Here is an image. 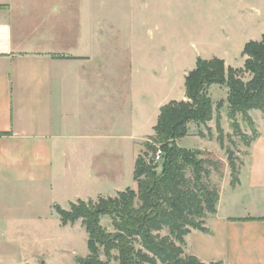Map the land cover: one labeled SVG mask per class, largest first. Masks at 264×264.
<instances>
[{
    "label": "crops",
    "instance_id": "obj_1",
    "mask_svg": "<svg viewBox=\"0 0 264 264\" xmlns=\"http://www.w3.org/2000/svg\"><path fill=\"white\" fill-rule=\"evenodd\" d=\"M78 2L0 0V264H52L48 254H64L65 230L81 222L63 226L55 207L137 190L139 150L155 134L148 104L134 102L133 77L122 96L107 69L114 64L101 53V20L86 27ZM222 18L205 40L224 54L198 58L231 67L226 51L242 49L243 57L264 24L257 10ZM240 165L234 187L226 170L229 194L224 201L219 188L217 213L205 219L210 233L185 238V253L202 263L264 264V157Z\"/></svg>",
    "mask_w": 264,
    "mask_h": 264
},
{
    "label": "trees",
    "instance_id": "obj_2",
    "mask_svg": "<svg viewBox=\"0 0 264 264\" xmlns=\"http://www.w3.org/2000/svg\"><path fill=\"white\" fill-rule=\"evenodd\" d=\"M243 56H247L243 69L227 67L219 58H198L196 68L185 79L186 101H172L161 108L155 135L150 137L151 143H145L152 156L139 155L136 160L137 190L129 188L116 197L80 200L71 203L69 210L55 207L63 226L81 220L89 235V255L79 258L78 264H108L109 260L119 264H205L185 253V238L192 230L210 233L204 227L205 219L217 213L220 190L209 181L211 171L207 165L210 161L202 158L203 153L181 148L178 143L189 135L191 123L207 126L216 113L218 141L225 147L220 122L223 102L215 109L209 94L213 85L228 89V119L233 135L247 140L238 122L241 116L253 132L254 140L257 139L259 133L250 111L264 112V36L259 42H249ZM245 73L252 76L248 82L241 77ZM226 137L232 138L231 135ZM246 144L250 146L249 142ZM158 146L162 156L156 162ZM226 151L234 187L239 183L240 168L231 149ZM213 166L221 172L219 163ZM104 216L112 218L114 233L102 226ZM163 232L167 234L162 235ZM102 252L107 261L101 258Z\"/></svg>",
    "mask_w": 264,
    "mask_h": 264
},
{
    "label": "rangeland",
    "instance_id": "obj_3",
    "mask_svg": "<svg viewBox=\"0 0 264 264\" xmlns=\"http://www.w3.org/2000/svg\"><path fill=\"white\" fill-rule=\"evenodd\" d=\"M250 10L261 12L264 24V0H79L77 16H83L86 27H89L93 17L95 20H101V53L114 64L107 69H112L114 76L116 74L118 91L122 96H125L126 86H130L133 77L134 102L139 106L143 104L144 107L148 104V133L152 134L155 133L158 111L161 112L162 107L172 101H186L185 79L196 68L198 57L208 59L217 54H224V50L216 48L217 45L208 44L205 40L210 38L211 31L221 28L223 20L225 21L222 14L227 12L234 15L239 11ZM70 11L72 15L75 13ZM226 52L231 54V68H244L247 56H243L244 60L241 56L242 49L234 48ZM241 77L244 82H248L252 76L245 73ZM209 94L215 109L219 102H223L220 122L225 133V147L222 148L218 141L216 113L214 120L207 126L191 123L189 135L178 144L184 149L201 151L202 158L210 161L207 165L211 171L209 181L213 187L222 189L226 201L229 194L226 170L228 167L231 169L226 150L231 149L234 153L238 168L246 157H264V112L251 111L259 133L256 140L242 117H238L242 134L247 137L245 140L241 136L233 135L228 119L227 87L213 85L209 88ZM144 120H147L146 117ZM226 135H231L232 138L229 140ZM150 137H147L143 147H140L139 155L152 156L145 147V143H151ZM246 142H249L250 146H247ZM213 163L221 165L220 173L216 171ZM187 175L191 176L190 169ZM223 210L222 207L221 211L224 212ZM112 221V218L107 216L101 220L102 226L109 233L115 232ZM80 222L81 226L65 230V239L68 234V249L64 254H48L45 257L52 264H78L79 258L89 255V235L81 220ZM47 229L46 225L39 227V233L44 230L45 234ZM165 234L167 233H162ZM40 250L42 249H39V254ZM113 255L117 256V252ZM101 258L107 261L103 252ZM108 264L119 263L109 260Z\"/></svg>",
    "mask_w": 264,
    "mask_h": 264
},
{
    "label": "built area",
    "instance_id": "obj_4",
    "mask_svg": "<svg viewBox=\"0 0 264 264\" xmlns=\"http://www.w3.org/2000/svg\"><path fill=\"white\" fill-rule=\"evenodd\" d=\"M161 156H162V151H161V149L159 148V146H158V151H157V153H156V156H155V161L157 162V161H159L160 159H161Z\"/></svg>",
    "mask_w": 264,
    "mask_h": 264
}]
</instances>
